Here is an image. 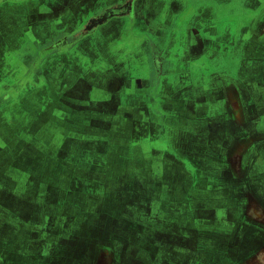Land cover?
Here are the masks:
<instances>
[{
	"label": "rangeland",
	"instance_id": "1",
	"mask_svg": "<svg viewBox=\"0 0 264 264\" xmlns=\"http://www.w3.org/2000/svg\"><path fill=\"white\" fill-rule=\"evenodd\" d=\"M129 1L0 0V264H264V0H193L227 10L194 57L94 38Z\"/></svg>",
	"mask_w": 264,
	"mask_h": 264
},
{
	"label": "crops",
	"instance_id": "2",
	"mask_svg": "<svg viewBox=\"0 0 264 264\" xmlns=\"http://www.w3.org/2000/svg\"><path fill=\"white\" fill-rule=\"evenodd\" d=\"M58 1L59 0H46L47 4L45 6L44 11L46 12L48 25L50 19L54 18V21H56L57 19H58L57 21H59L61 17H64L66 15V11L72 9V5H74L75 3L81 0H63V4H59ZM70 1H74V2L70 3ZM133 1L134 0H132V2ZM151 1L153 4H151ZM151 1L135 0L132 3L130 0L129 4H132L131 9L129 8V5L126 7L125 4L124 6L125 9H122L120 11V12L122 11L124 12V10H126L127 12L124 14H128L129 16L135 15L136 16L135 18L141 19V20L132 19L134 24L132 25V30L130 29L131 25H129L128 31L125 30V27L131 21L130 19L123 18L122 16L124 14L122 13L114 16L112 15L113 17H115L113 20H110L109 23L107 22L108 24H106L105 26L103 25L99 27L101 29L104 28L103 31L107 33L102 35L106 36V38H109V36L113 34V31H115L113 30L114 27H117V31H115L118 33L119 36L117 38H138V41L139 40L142 41V39L144 38H153L154 42L161 43L163 42V40L166 41L167 38H181L182 40L185 37H182L180 34L184 33L187 39L186 40L187 45L185 52L183 51V46H182L181 54L184 56L185 53V55L193 56V57L194 55H196L194 53L195 52L194 38H209L210 33L208 35V29L213 30V32H217L216 34L211 35L210 38H226L225 33H226L227 18L225 17V12H227V10L224 9L225 7L219 8V5L217 6V9L213 7L212 17L205 18L203 17V13L206 11V9L208 10L210 8V3L207 4V8L203 3L201 4L200 9H196L194 7L193 0H151ZM257 4L255 5L256 7L247 10L244 14L236 15L232 17L233 20L232 23L235 26L232 31L234 34L233 35L234 38H237V34H240L241 27L243 26L252 27L254 29L255 37L259 36L260 34L261 37L260 36L259 37L264 38V32H263L264 5L258 7ZM262 4H264V1H262ZM197 11H202V15L196 18L198 22V27L192 28V18ZM52 12H57V16H55V14ZM182 25H187L188 29L185 31V29L181 28ZM199 26L201 27L199 28ZM103 31L102 33H104ZM99 33L100 32H94V36H95L94 38H100L97 37L100 36ZM48 37L50 38V34H48ZM239 37L241 38V36ZM123 42L124 40L122 41V44ZM178 42L179 39H177V44ZM127 43L128 45H130L129 41H127ZM216 46L219 47L218 48L219 50H217L216 53H218V55H222L223 57V50H221L222 43L220 44L219 40ZM142 49L144 50V53H147L148 47L145 48V41L142 44ZM129 52L130 51L128 47V57L129 58L132 57L131 58L132 60H137V62H139L140 59L142 58L140 54L131 55V53ZM221 52L222 54H220ZM155 58L157 59L158 57L155 56ZM137 62L134 61L131 67H135Z\"/></svg>",
	"mask_w": 264,
	"mask_h": 264
},
{
	"label": "flooded vegetation",
	"instance_id": "3",
	"mask_svg": "<svg viewBox=\"0 0 264 264\" xmlns=\"http://www.w3.org/2000/svg\"><path fill=\"white\" fill-rule=\"evenodd\" d=\"M134 1H135V0H134ZM134 1H133V2H134ZM150 1H151V0H150ZM151 4H153L152 1H151ZM128 5H129V4H126V7H127ZM129 8H131V6H130ZM122 9H125V7H124V8H121V9H118V10H114V12H112V13L110 14V16H112V15L114 16V15H118V14H122V13L124 14V13L127 12L126 10H124V12H123V11H122V12H119V11H121ZM105 15L107 16V17H106L107 20H105L106 22H104V23H99V25L97 26L98 28L95 29L96 32H98L97 30L99 29L100 26H103V25L105 26L106 24H108V23L110 22L111 19H110V17H109V14H105ZM100 17H101V15H100ZM100 17H99V15L96 16V18L99 19V20L101 19ZM107 22H108V23H107ZM95 23H97V21H95ZM113 30L117 31V27H114ZM94 37H95V36H94ZM97 37H99V36H97ZM260 37H261V36H260ZM212 47H213V46H212ZM207 48H208V47H207ZM213 48H214V51H215V52H216L217 50H219V49H218V48H219L218 46H214ZM203 96H205V93L203 94ZM202 99H203V97H202ZM260 146H261V145H260ZM260 146H259V147H260ZM260 150H261V148H260ZM260 150H259V152L256 154V158H258L257 156H259L261 152H264V151H260ZM259 157H260V156H259ZM256 160H257V159H256Z\"/></svg>",
	"mask_w": 264,
	"mask_h": 264
}]
</instances>
